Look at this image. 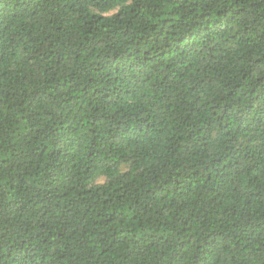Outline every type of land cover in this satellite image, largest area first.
<instances>
[{
  "label": "trees",
  "instance_id": "16d2710c",
  "mask_svg": "<svg viewBox=\"0 0 264 264\" xmlns=\"http://www.w3.org/2000/svg\"><path fill=\"white\" fill-rule=\"evenodd\" d=\"M0 264H264V0H0Z\"/></svg>",
  "mask_w": 264,
  "mask_h": 264
}]
</instances>
